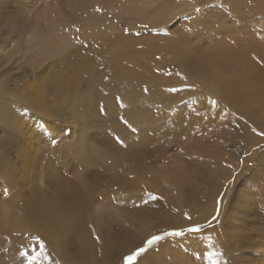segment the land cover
Wrapping results in <instances>:
<instances>
[{"label": "rangeland", "instance_id": "374dc122", "mask_svg": "<svg viewBox=\"0 0 264 264\" xmlns=\"http://www.w3.org/2000/svg\"><path fill=\"white\" fill-rule=\"evenodd\" d=\"M246 35L263 40L250 57L218 52ZM17 40L0 61V264H264V87L213 91L201 67L264 74V0H0V55Z\"/></svg>", "mask_w": 264, "mask_h": 264}, {"label": "bare ground", "instance_id": "6f19581e", "mask_svg": "<svg viewBox=\"0 0 264 264\" xmlns=\"http://www.w3.org/2000/svg\"><path fill=\"white\" fill-rule=\"evenodd\" d=\"M58 23H59V16L55 15L50 20V25L52 27V30H51L52 33H50V34H52V36L50 38L45 37V40H44V44H46L47 46H49L52 43L51 41H55L56 38L60 37V32L57 29V27H59V26H57ZM232 33H235V32H232ZM228 40H229V42L232 41V44H233L235 49H233L229 45H224V46H222V48H220L218 50V52L223 53V54H231L232 57H235L237 61L240 59H243V58L250 57L249 54H251V52L254 49H247V48H251L250 46H248V43H253V46H255V48L259 45L263 46V40H261L259 38H251L248 35H246L244 37L230 36L228 38ZM253 46H252V48H253ZM249 60H251V59H249ZM239 63H237L235 61H233V63H230L229 66H231V70L233 71V80H226V78H225L226 71L228 72V70H230V69H225V68H227L229 66H227L225 68L223 67V68L217 70V69L210 67L209 64L206 63L205 61L201 62V67L203 70L202 78L204 79V82H207V89L216 91V90L220 89L221 87H223L226 90H231L237 96H239V98L242 99V98H245L246 87H253L255 85H257V86L263 85V87H264V74L261 72H257L255 70V69H257V68H255L256 66L254 65L255 66L254 67L251 61H250V63H248V65L247 64L241 65ZM257 70H259V69H257ZM252 72L258 73L259 75H254V73H252ZM252 91L254 92L255 90H252ZM61 198H63V197H61ZM74 199H75V196H72V197L68 196V197H65L62 204H58L57 209H58L59 213L58 212L57 213H58V217L61 220L64 219L66 214H70V213L73 214L74 211L77 210V208H76L77 202ZM207 207H209V206H207ZM41 211H42V209H41ZM41 211L40 212L38 211L37 216H35V218L39 220V223H47L49 220L53 219L51 217L52 216L51 210H46V211H42V212ZM75 220H77V219H74V221Z\"/></svg>", "mask_w": 264, "mask_h": 264}, {"label": "snow or ice", "instance_id": "6c2138e0", "mask_svg": "<svg viewBox=\"0 0 264 264\" xmlns=\"http://www.w3.org/2000/svg\"><path fill=\"white\" fill-rule=\"evenodd\" d=\"M125 31H127V29H125ZM20 43H21L20 40H17V41H15V42H13V43L11 44V47H10L9 49H7L6 51H4V52L2 53V55H0V61H3V64H6V63H8L9 60H11V58L13 57V55H14V54L16 53V51L18 50V48H19V46H20ZM169 75H171V73H169ZM176 75L181 76L182 79H186V77L183 76V74H181V73H179V72H177ZM168 91H173V92H174V91H177V89L172 88V89H168ZM210 103H211L212 105L215 106V105H217L219 102H218L217 100H211ZM104 111H105L104 108L101 107V113H102V114L104 113ZM133 131H136V129H133ZM262 134H264V133H262ZM116 140H117V143L123 144V141H122L119 137H116ZM151 199H152V200H157V199H159V198L153 196V197H151ZM144 203L147 204V203H149V201H144ZM186 219L189 221V223H190L191 226H190V227H187V228H184L183 231L190 232V233H192V234L197 233L198 230H199V228H200V224L197 223V222L192 221V219H191L190 216H186ZM174 234H175V235H181L182 232H175ZM35 239L39 240L40 238H39V237H35ZM159 239H161L160 236H156V235H154V236H152L150 239H148V240L146 241V243H147V244H151V243H153L154 241H157V240H159ZM41 244H42V243H41ZM42 245H43V244H42ZM40 251H42L43 255H46V254H45V246H44V245H43L42 249H41V246H40ZM138 251H144V249H143V248H140V249H138ZM21 255L25 257L26 264H37V260H32L31 262L29 261V257H31L32 254H29V253H27V252H21ZM134 256H135V253H133L132 255H128V256L126 257V259H127L128 261H131V260L134 258Z\"/></svg>", "mask_w": 264, "mask_h": 264}, {"label": "trees", "instance_id": "16d2710c", "mask_svg": "<svg viewBox=\"0 0 264 264\" xmlns=\"http://www.w3.org/2000/svg\"><path fill=\"white\" fill-rule=\"evenodd\" d=\"M149 245V244H148Z\"/></svg>", "mask_w": 264, "mask_h": 264}]
</instances>
